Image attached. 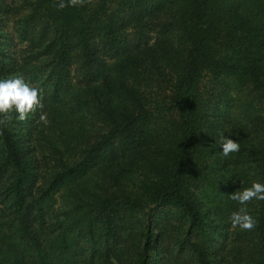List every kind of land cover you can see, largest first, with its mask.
Masks as SVG:
<instances>
[{
  "label": "trees",
  "instance_id": "16d2710c",
  "mask_svg": "<svg viewBox=\"0 0 264 264\" xmlns=\"http://www.w3.org/2000/svg\"><path fill=\"white\" fill-rule=\"evenodd\" d=\"M58 2L0 0V79L44 105L0 124V264H264V200L229 219L264 184V0Z\"/></svg>",
  "mask_w": 264,
  "mask_h": 264
},
{
  "label": "clouds",
  "instance_id": "9594fccd",
  "mask_svg": "<svg viewBox=\"0 0 264 264\" xmlns=\"http://www.w3.org/2000/svg\"><path fill=\"white\" fill-rule=\"evenodd\" d=\"M85 0H68L66 4L64 0H59V9L68 6L83 5ZM42 89L30 86L22 77H12L0 79V124H4L12 119L10 113L15 111L18 113L16 119L26 121L29 114L36 112L37 109H43ZM41 121H46V114L40 115ZM222 155L228 156L231 153L240 150V144L233 139L225 136L221 137ZM230 199L238 202L241 207L238 211H234L230 216V223L233 228L239 227L242 230L251 231L256 226V221L248 214L247 203L253 199L264 200V184L254 182L250 188L237 191L230 196Z\"/></svg>",
  "mask_w": 264,
  "mask_h": 264
}]
</instances>
